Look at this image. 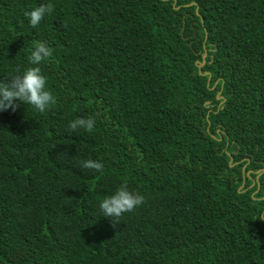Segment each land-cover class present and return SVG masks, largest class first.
<instances>
[{"label":"trees","instance_id":"obj_1","mask_svg":"<svg viewBox=\"0 0 264 264\" xmlns=\"http://www.w3.org/2000/svg\"><path fill=\"white\" fill-rule=\"evenodd\" d=\"M32 41L57 103L0 113V264H264V0H0V81Z\"/></svg>","mask_w":264,"mask_h":264},{"label":"clouds","instance_id":"obj_2","mask_svg":"<svg viewBox=\"0 0 264 264\" xmlns=\"http://www.w3.org/2000/svg\"><path fill=\"white\" fill-rule=\"evenodd\" d=\"M54 11L52 3L42 4L30 11H25L24 16L29 20L30 26L38 27L46 15ZM23 51V50H22ZM54 55V49L42 41H32V50L28 61L32 67L27 68L22 74L14 75L8 82L0 81V113L11 109L15 111L20 105H30L40 114L48 112L57 103L56 97L47 87V78L42 74L40 65ZM20 70L17 69V73ZM19 101V103H17ZM96 125V118H77L69 122L73 131L84 129L91 133ZM84 169L96 172L104 171V164L97 160L87 159L80 162ZM145 197L139 191H130L126 183L121 184L111 196L105 197L99 204L103 216L110 218L113 225L120 223L121 218L127 213H133L143 205ZM258 219L264 220V217Z\"/></svg>","mask_w":264,"mask_h":264},{"label":"water","instance_id":"obj_3","mask_svg":"<svg viewBox=\"0 0 264 264\" xmlns=\"http://www.w3.org/2000/svg\"><path fill=\"white\" fill-rule=\"evenodd\" d=\"M206 58H207V52L204 54V56H203V62H201V63H199L198 62V67H199V73L201 74V75H203V76H208V84H210V82H211V80H212V76H211V73L210 72H202V69H203V67L205 66V64H206ZM217 99L218 100H222L223 102L225 101V98L224 97H222V96H218L217 97ZM219 140H221V139H219ZM231 164L233 165V159H232V156H231ZM245 169V168H244ZM262 171H264V169L262 170ZM251 172H248V173H246V175H249ZM259 176V175H258ZM244 185L245 184H243V186H242V188L244 187ZM241 188V189H242Z\"/></svg>","mask_w":264,"mask_h":264}]
</instances>
